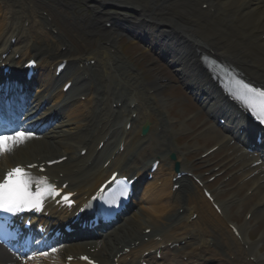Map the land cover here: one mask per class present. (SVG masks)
Returning <instances> with one entry per match:
<instances>
[{
	"label": "bare ground",
	"instance_id": "bare-ground-1",
	"mask_svg": "<svg viewBox=\"0 0 264 264\" xmlns=\"http://www.w3.org/2000/svg\"><path fill=\"white\" fill-rule=\"evenodd\" d=\"M52 2L55 0H0V37L4 36L6 46L8 42L14 46L10 56L20 54L21 58L38 57L49 70L47 79H38V92H33L29 98V106L33 105L35 110L40 108L37 117L38 121H43L42 135H32L11 152L4 153L0 156V165L13 166L21 162L40 164L67 156L68 159L63 162L66 164L49 169V173L63 182H69L72 190L86 192L90 187L92 190L97 188L110 169L120 167L125 171L139 163L140 158L149 159L147 164L156 156L165 158L172 152L177 155L179 150L172 145L169 132L171 123L164 115L163 108L167 104H163L159 96L158 87L162 84L160 73L153 78V72L149 69H143L145 74L142 75L141 71L131 70L127 63L123 64L118 57L120 55L110 51L117 44L115 37L109 45H106L105 37L106 42L91 53L72 54L70 48L76 45L71 29L77 22L72 24L66 17L58 19ZM87 3L94 11L102 8L100 14L93 15L96 25L114 22L112 29L107 31L111 34H118L119 30H123V25L139 38H144L147 33L150 39L147 45L152 50L160 48V39L162 49L170 53L168 56L184 81L199 94L208 92L204 98L205 109L213 116L219 115L222 106L218 95L211 91L215 89L214 83L207 76H201V62L198 59L201 51L222 59H235L245 75L256 78L260 85L264 84V0H89ZM203 3L208 4L205 10L202 8ZM102 16L109 18L99 20ZM49 17L54 23L45 21ZM19 26L21 31L17 30ZM52 27L61 29L63 33L56 36L50 31ZM157 33L159 38L156 39ZM63 34L68 35V40L63 38ZM64 58L69 60V66L62 74L74 79L76 89L87 97L86 111L77 108L74 103L63 105V95L55 93L52 85L55 70L50 73L51 68ZM92 59L95 62L90 64ZM144 78L151 81L146 82ZM113 104L118 108H114ZM226 105L230 106V103L226 101ZM133 113H136V117H133ZM237 114L233 109L226 111L225 122L232 123ZM128 122H131V127L127 130L125 126ZM145 123L152 125V128L148 135L141 137L140 131ZM99 125L101 128L98 129ZM224 130L225 135H218L216 126H213L207 128L204 135L208 141L221 143L224 148V144L235 139L233 136L238 134V129L232 134L228 126H224ZM102 140H107L106 145L97 153L96 146ZM121 145L124 147L123 152L118 148ZM83 150L87 152L85 156H81ZM116 150L120 157L105 170L102 166L110 157L105 154ZM233 153H238L237 158H231L239 164V158L245 155V151L238 147ZM91 157L92 165L86 166L85 161ZM251 159L247 158L237 171V176L250 177L240 186L251 192L249 197L244 198L242 207L251 204L254 208L251 218L263 221L264 184L260 180L264 179V173L250 175L261 169L258 165L250 168L246 166ZM181 169L182 172H189L183 166ZM75 170L82 172V181L76 178ZM174 183L180 184V187L171 191ZM134 203L142 205L132 214L134 217L126 223V229L120 230L124 224L119 223L118 228L101 233L99 237L92 236V242L106 241L100 257L119 250V246L136 238L143 226L154 223L164 225L157 231L163 236V243L168 240L175 244L190 235L187 244L178 249L187 252L200 245L198 264H212L215 256L222 258L217 264H226L225 258L236 254L238 249L233 240L241 244L247 242L244 235L240 239L233 237L230 222L224 214L213 208L212 202L194 184L188 173L176 181L164 179L163 184L155 189L149 187ZM219 206L223 212L225 204L220 203ZM196 213L199 217L192 220V215ZM175 223L177 226L173 227ZM169 227L171 233L167 232ZM212 235L216 239L213 247L209 244ZM83 248V242H78L67 245L65 251L74 252ZM158 249L162 247L158 246ZM166 252L162 253L164 261L160 264H174L176 257L167 259ZM253 253L257 254L255 251ZM244 260V256H239L232 263L244 264ZM11 262L12 258L0 249V264ZM16 264L21 263L17 261ZM257 264H264V259H260Z\"/></svg>",
	"mask_w": 264,
	"mask_h": 264
},
{
	"label": "snow or ice",
	"instance_id": "snow-or-ice-1",
	"mask_svg": "<svg viewBox=\"0 0 264 264\" xmlns=\"http://www.w3.org/2000/svg\"><path fill=\"white\" fill-rule=\"evenodd\" d=\"M34 63V62H32ZM233 98L237 100L245 111H251L254 118L260 125H264V88H254L250 85L244 86L243 92L236 93ZM33 133L24 130L14 131L10 134H0V155L11 152L14 147L23 143ZM30 167H33L30 165ZM46 182L47 178H41ZM30 183L29 174L22 167H15L9 170L3 181H0V212L10 213L15 215L18 212L38 209L40 199H31V194L28 192ZM125 186L122 195L126 198L130 184L127 178L124 179ZM119 187V186H118ZM45 192L49 195L55 193L59 195L55 185L48 184ZM41 194H38V196ZM71 194H66L63 199L69 200ZM52 253H56V248H51ZM42 256H47L48 252L40 253ZM87 260V257H83Z\"/></svg>",
	"mask_w": 264,
	"mask_h": 264
},
{
	"label": "rangeland",
	"instance_id": "rangeland-1",
	"mask_svg": "<svg viewBox=\"0 0 264 264\" xmlns=\"http://www.w3.org/2000/svg\"><path fill=\"white\" fill-rule=\"evenodd\" d=\"M130 49H132V47ZM135 50H137V49H135ZM130 53L133 54L134 52L132 51ZM146 58L147 59H151L152 56L151 55H148ZM152 62H153V58H152ZM165 98L169 102L168 109H169V111L171 109V112H172L171 115L172 116H176L179 119L180 118L181 119L184 118L185 116L189 115V113H191L193 110L198 109V106L194 102L193 97H191L188 92L184 91L182 85H175V86L171 87L170 92H168L166 94V97ZM204 118H205V116L201 117L200 118V121H203ZM198 125H201L200 122H198ZM187 132H190V130L187 131ZM179 135H181V134L178 133L174 137H178ZM183 136H184L183 137V141L180 142V143H178L179 145H176L177 147L181 145L182 148L183 147H188L189 148L190 146H194L195 144H197V145L198 144H201L200 146H196V147H201L202 149H205L206 147H208V146H210L212 144V141H210L209 143H206L205 144V141L207 140L206 137L203 140V139H200V138H195L196 137L195 135L193 137L192 136H189V135H183ZM190 137H192V138H190ZM175 139H177V138H175ZM198 139H200L199 142H197ZM204 144H205V146H204ZM245 190H246V188H243L241 193H243ZM239 207H240V203L238 204V206H236V207H234L232 209V214L235 216L234 219L236 221H240L241 222L242 215H243V212L245 211V209L243 208L238 213ZM259 226H261V223H260Z\"/></svg>",
	"mask_w": 264,
	"mask_h": 264
}]
</instances>
